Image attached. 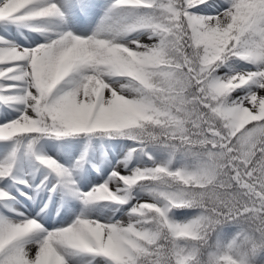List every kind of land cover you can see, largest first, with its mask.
Listing matches in <instances>:
<instances>
[{"label":"snow or ice","instance_id":"1","mask_svg":"<svg viewBox=\"0 0 264 264\" xmlns=\"http://www.w3.org/2000/svg\"><path fill=\"white\" fill-rule=\"evenodd\" d=\"M206 0H115L114 7L128 9H158V14L136 17L128 30H150L159 37L154 46L134 41L135 48L112 43L95 36L81 38L66 32L57 39L34 48H0V81H9L4 90L24 85V95L10 96L8 100L25 105L20 118L0 125V140L18 135L50 133L66 136L73 133H93L134 129L143 130L140 139L152 140L151 128L159 117L147 102L151 79L173 72L174 66L165 63L164 52L175 43L180 69L197 87L205 84L220 98L242 86L253 84L250 91L229 106L220 105L223 118L241 108H251L254 93L259 92L258 112H264V0H230V6L215 16H200L190 9L198 8ZM60 11L55 3L41 0H0V21L29 23L42 18L56 17ZM227 19L228 23L221 26ZM132 44V45H133ZM230 57L257 65L254 72L237 73L224 79L214 77L215 69ZM86 70L73 90L51 98L53 89L70 73ZM106 77L126 78L120 90L105 82ZM170 79V78H169ZM197 82H199L197 84ZM175 87V85H173ZM125 91L135 93L134 97ZM105 92L109 95H105ZM174 96V91L164 93ZM0 99H5L0 97ZM207 103L206 98H202ZM203 103L201 107H203ZM161 139H166L161 137ZM40 163L58 176L67 171L50 158L38 157ZM160 166L137 169L131 175H112L126 188L149 182ZM8 171L0 167V177ZM167 171V169H165ZM5 193L0 191V198ZM85 202L112 201L126 203L107 183L84 195ZM163 200L164 198L161 197ZM153 204L161 219H167L166 210L156 203H139L131 209L132 222L121 225L78 219L72 225L48 232L39 243L34 259L19 246L30 233L39 230L34 219L9 223L0 219V264H65L61 249H74L107 257L112 264H152L156 254L141 245L146 240L144 229L152 223L153 210L144 205ZM143 253V254H141Z\"/></svg>","mask_w":264,"mask_h":264},{"label":"rangeland","instance_id":"2","mask_svg":"<svg viewBox=\"0 0 264 264\" xmlns=\"http://www.w3.org/2000/svg\"><path fill=\"white\" fill-rule=\"evenodd\" d=\"M55 1L41 0V3H55ZM70 2L72 5L68 4L65 11L57 6L61 19L59 23L53 20L55 28L60 27V30L65 32L81 31L78 26L82 25H77L72 20L71 14L74 6L72 0ZM159 2L162 0H157V3ZM88 5L93 7L91 11H88L89 20H92L89 24L95 27L101 25L100 28L108 26V30L120 40L125 39L124 43L138 41L143 45L154 46L159 42V37L152 34L150 30L140 28L128 30V25H131L136 17L155 15L158 9L124 10L114 7L115 0H89ZM229 6L230 0H206L205 4L190 9V11L200 16H215ZM64 17L66 19H63ZM89 24L85 22L86 27L83 25V28L87 29V34H91L92 30V27H87L90 26ZM39 27L36 21L29 23L0 21V48L29 49L58 38L50 37L55 30L49 31L50 34L45 36V32ZM47 29L50 30V28ZM98 38L106 39L104 35ZM256 70L257 65L231 57L215 69L214 77L224 79L237 73ZM85 74H88L86 70L70 73L53 89L50 94L51 98H57L73 90ZM105 82L118 91L120 90L119 85L128 84L126 78L106 77ZM8 83L10 82L0 81V97L5 98L0 99V125L20 118L22 112L25 111L24 104L7 99L10 96H23L25 86L21 84L12 90H4V85ZM250 91H257L256 86L251 83L236 89L229 94V105L232 101L248 95ZM124 94L130 97L136 95L130 91H125ZM105 95L109 93L105 92ZM141 140L143 139L131 131L119 137L93 133H73L58 137L50 133H34L0 140V167L8 169L4 176L0 177V191L5 193V197L0 198V219L9 223L34 219L41 226L39 230L30 233L19 242V246L27 253L33 241L43 239L48 232L68 227L78 219L85 218L105 224L119 222L121 225H126L133 221L131 209L139 203H156L163 207L164 201L161 198L149 194L151 189L157 188L156 182L141 184L129 190L115 179L112 173L117 172L121 176H128L137 169L143 170L157 166L175 171L190 167L192 162L183 154L176 142L162 143L152 140L141 146ZM38 157L56 161L61 168L67 171L66 177L58 176L50 168L41 164ZM105 183L125 199L126 203L85 202L86 193ZM198 211L192 208L171 209L167 216L174 222H187L194 218ZM237 230V226L233 224H227L218 229L213 234L209 245L204 246L197 253L193 264L206 261L212 254L222 250L233 239ZM66 255L63 256L65 264H112L107 257L74 249H68ZM234 258L238 260V264H253L254 259H257L248 253H242ZM259 261H264V254L258 257L257 264Z\"/></svg>","mask_w":264,"mask_h":264},{"label":"clouds","instance_id":"3","mask_svg":"<svg viewBox=\"0 0 264 264\" xmlns=\"http://www.w3.org/2000/svg\"><path fill=\"white\" fill-rule=\"evenodd\" d=\"M227 23L225 19L221 26ZM164 60L175 70L164 79L155 75L146 94L147 102L163 119L155 127H145L151 128L152 140L176 142L192 163L175 171L161 167L149 181L157 184L149 194L164 198L166 213L179 208L199 211L187 222H174L168 216L161 219L153 204L144 205L153 214L152 223L144 229L146 240L141 247L155 252L157 259L152 264H193L213 234L233 224L238 228L233 239L198 264H238L234 256L242 253L258 259L264 254V112L257 111L259 92L253 94L251 108H241L237 103L235 114L223 118L220 105H229V96L220 98L209 85L193 84L180 69L175 43L165 50ZM168 91L175 95H164ZM136 130L140 129L132 132Z\"/></svg>","mask_w":264,"mask_h":264},{"label":"bare ground","instance_id":"4","mask_svg":"<svg viewBox=\"0 0 264 264\" xmlns=\"http://www.w3.org/2000/svg\"><path fill=\"white\" fill-rule=\"evenodd\" d=\"M81 8L83 9V12H86L84 17L83 15L78 11L77 9V1L76 0H72V3H73V13L71 14L72 16V20H74V22L77 23V25H82V26H78V29H80L81 31H76L75 32H72V31H66V32H70L71 34H73L74 36H77V37H81V38H86V37H91V36H95L96 38H98L100 35H104L106 39L110 40L112 43H117V44H121V45H124V46H130L129 44L127 43H124L125 42V39H119L115 34H113L112 32H110L108 30V26H103V28H100L101 25H99L98 27H95L94 25L92 24H89V22H91L92 20H89L90 19V16H88V11H91L93 7H89L88 3H89V0L88 1H85V0H79L78 1ZM56 5L61 7V10L62 11H65L66 8H67V5L71 4L70 0H56L55 1ZM91 8V9H90ZM60 19H61V15H59V17H48V18H42V19H38L36 20V25L38 24V27L41 29V31H44L45 32V36H47L48 34H50L49 31H54L55 30V33L52 35H50V37L52 36H55L56 38L59 37V35L63 34V33H66L65 31L63 30H60V27H57L55 28V24L53 22V20H55L57 23L60 22ZM51 21V22H50ZM85 22H88V24L90 26H87V27H92V30H91V34H87V29H84L83 28V25ZM81 23V24H80ZM85 26V25H84ZM50 28V30H48L47 28ZM86 27V26H85ZM75 28V27H74ZM76 29V28H75ZM40 31V32H41ZM90 33V32H89ZM89 35V36H88ZM134 45V44H133ZM132 45V47H133ZM70 175V173H69ZM66 177V176H65ZM64 179V177H63ZM67 179V178H66ZM116 179V178H115ZM68 206V205H67ZM73 206V205H72ZM82 206V205H81ZM85 206V205H84ZM84 208V207H83ZM82 208V209H83ZM86 209V208H85ZM88 210V209H87ZM80 211V210H79ZM78 212V211H77ZM76 212V213H77ZM85 212V211H84ZM80 214V213H79ZM79 214H76V215H79ZM61 215V214H60ZM86 216V213L84 214ZM45 216V215H44ZM47 216V215H46ZM74 219V218H73ZM76 219V217H75ZM85 219V218H83ZM27 220V219H25ZM49 220V219H48ZM61 220V219H60ZM63 220V219H62ZM76 221V220H75ZM23 222V221H22ZM60 222V221H59ZM49 223V222H48ZM62 223V222H61ZM45 225V224H44ZM50 226V225H49ZM53 230V229H52ZM55 230V229H54ZM37 239V238H36ZM43 239L41 240H38V241H33L32 242V245L29 247V252L28 253V258L29 259H33L34 256H35V250L37 251L38 249V246H39V243L42 241ZM67 250L68 249H61V255L62 256H67ZM82 254V253H81ZM87 256V255H86ZM89 256V255H88ZM77 258V257H76ZM91 260V259H90ZM92 262V261H90Z\"/></svg>","mask_w":264,"mask_h":264},{"label":"trees","instance_id":"5","mask_svg":"<svg viewBox=\"0 0 264 264\" xmlns=\"http://www.w3.org/2000/svg\"><path fill=\"white\" fill-rule=\"evenodd\" d=\"M128 130H121V131H108V132H93L94 134H104V135H108V136H121V135H124L126 134ZM143 130H136V132L134 134L140 136V133L142 132ZM155 131V130H153ZM132 132V131H131ZM142 142L140 144H144L146 145L147 143L151 142L152 140H148V139H143L141 140ZM142 146V145H141ZM146 183H149V182H141V183H138L136 185H133L132 187H130L129 189H133L141 184H146ZM202 250V249H201Z\"/></svg>","mask_w":264,"mask_h":264}]
</instances>
